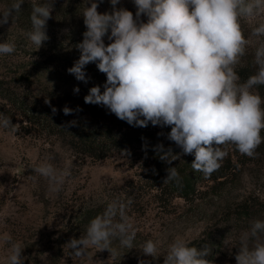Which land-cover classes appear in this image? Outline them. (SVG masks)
<instances>
[{
  "label": "rangeland",
  "instance_id": "rangeland-1",
  "mask_svg": "<svg viewBox=\"0 0 264 264\" xmlns=\"http://www.w3.org/2000/svg\"><path fill=\"white\" fill-rule=\"evenodd\" d=\"M12 3L0 0V10ZM86 3L54 0L47 22L49 39L37 49L27 37L32 0H24L20 12L0 26V42L7 40L16 46L14 53L0 55V83L8 90L30 94V100L55 107L57 112L63 113L65 106L85 112L96 109L100 118L115 123L119 118L106 107L84 100L91 87L100 85L103 91L106 82V74L96 63L85 66L87 83L68 72L81 55L77 45L87 30L82 15L85 6L90 7ZM115 7L134 16L137 10L134 0H119ZM97 10L111 12V0H98ZM141 19L147 21L146 16ZM240 23L249 41L236 65L237 73L245 76L243 81L257 70L255 49L264 43V36L252 34L255 24L243 19ZM104 39L109 43L107 36ZM77 87L78 93L74 92ZM256 91L264 97V85ZM14 121L13 131L0 130V234L8 233L20 243L24 264H164L168 245L176 237L198 248L207 247L210 251L205 258L212 264H237L241 235L254 220H264L258 212L264 207V143L251 157L235 145H222L227 155L221 167L205 176L193 169L194 155L182 154V149L167 139L170 126L150 123L145 130L154 141L164 143L165 150L170 147L180 154L171 164L161 161L160 167L143 142L92 160L75 154L61 139L31 127L26 117L15 115ZM41 163L69 173L58 191H52L49 180L34 171ZM169 167L189 174L192 183L186 196L171 190V181L165 180ZM113 200L128 205L126 214L136 230L133 247H123L113 239L116 255L91 247L86 255L75 256L67 243L84 236L90 221ZM147 240L160 241L157 256L143 252ZM9 249L10 245L0 242V264H6Z\"/></svg>",
  "mask_w": 264,
  "mask_h": 264
},
{
  "label": "clouds",
  "instance_id": "clouds-1",
  "mask_svg": "<svg viewBox=\"0 0 264 264\" xmlns=\"http://www.w3.org/2000/svg\"><path fill=\"white\" fill-rule=\"evenodd\" d=\"M118 2L111 0L113 10L100 13L98 0H87L90 7L85 6L82 14L87 30L77 45L81 55L68 72L87 83L85 66L95 62L106 74L103 91L100 85L91 87L85 103L102 105L132 126H170L167 139L182 154L194 155L193 169L205 176L221 167L227 155L222 145H235L240 153L253 156L264 143V97L256 91L264 85V43L255 49L254 74L242 81L236 65L249 43L240 21L255 24L252 34L264 36V0H134L135 16L125 8L117 9ZM23 4L24 0H13L0 10V26L19 13ZM53 11L54 0H32L27 37L37 49L49 39L47 22ZM15 50L14 43L0 42V55ZM78 110L65 106L63 113ZM52 112L57 109L53 107ZM0 130H14L12 119L3 113ZM154 150L168 164L180 156L170 147L165 150L162 143ZM34 171L49 180L52 191H58L69 175L51 163H41ZM166 171L165 180H179L176 167ZM127 206L120 200L110 202L90 221L84 236L67 243L73 254L84 256L94 247L116 255L113 239L132 248L136 230L126 214ZM0 242L10 245L6 264H24L19 242L8 233L0 234ZM159 244V240H147L142 250L155 257ZM238 249L237 264H264V220L251 223ZM209 251L176 237L168 245L164 264H212L205 258Z\"/></svg>",
  "mask_w": 264,
  "mask_h": 264
},
{
  "label": "trees",
  "instance_id": "trees-1",
  "mask_svg": "<svg viewBox=\"0 0 264 264\" xmlns=\"http://www.w3.org/2000/svg\"><path fill=\"white\" fill-rule=\"evenodd\" d=\"M246 68H244L245 70ZM242 70L244 73L247 70ZM241 79H245L244 74L238 73ZM253 74V73H251ZM247 75H249L247 73ZM0 83V113L12 119L16 126L15 115H22L30 122L31 127L44 130L49 136L61 139L77 155H83L92 160H102L111 151L124 149L136 142H143L151 152H153L157 162H161L159 154L154 150L155 146L161 144L149 137L145 131L147 127L129 125L126 121L119 119L118 122L106 121L100 118L96 109L85 112L82 108L74 107L70 115L56 112L53 113L51 107L39 104L36 100H30L31 95H22L17 90H8ZM10 108V109H7ZM13 110V113L10 112ZM75 120V125L69 122ZM164 145V143H162ZM165 147V145H164ZM160 167L162 164L160 163ZM179 180H172L171 190L186 196L191 190V179L186 171L179 168ZM258 212L264 215V207ZM195 246V244H190Z\"/></svg>",
  "mask_w": 264,
  "mask_h": 264
}]
</instances>
